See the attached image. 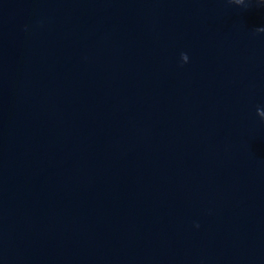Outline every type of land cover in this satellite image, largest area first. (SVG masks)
<instances>
[{
    "label": "water",
    "instance_id": "water-1",
    "mask_svg": "<svg viewBox=\"0 0 264 264\" xmlns=\"http://www.w3.org/2000/svg\"><path fill=\"white\" fill-rule=\"evenodd\" d=\"M257 28L264 0H0V264H264Z\"/></svg>",
    "mask_w": 264,
    "mask_h": 264
},
{
    "label": "clouds",
    "instance_id": "clouds-1",
    "mask_svg": "<svg viewBox=\"0 0 264 264\" xmlns=\"http://www.w3.org/2000/svg\"><path fill=\"white\" fill-rule=\"evenodd\" d=\"M229 2H230V3L235 2L236 4H241V3L243 2V0H229ZM256 31H257V32H259V31H264V28H257ZM180 59H181L182 62H187V60H188V56H187V54H186V53H181V54H180ZM197 226H198V225H197Z\"/></svg>",
    "mask_w": 264,
    "mask_h": 264
}]
</instances>
